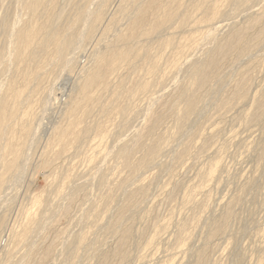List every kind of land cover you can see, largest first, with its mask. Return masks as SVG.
I'll return each instance as SVG.
<instances>
[{
  "label": "rangeland",
  "instance_id": "374dc122",
  "mask_svg": "<svg viewBox=\"0 0 264 264\" xmlns=\"http://www.w3.org/2000/svg\"><path fill=\"white\" fill-rule=\"evenodd\" d=\"M73 1L74 0H69V2L68 0H55L54 2L55 4L54 10L55 13H57L56 17L59 16V18L56 20L58 23L55 21V25L57 24L56 26L59 27L60 25L59 23L61 22L62 28L60 27V29L62 30L66 29L71 23L70 21H72V19L74 18L73 17L74 12H72L74 10ZM186 2L189 3V5L188 4L186 5L187 6L186 8L189 12V17L187 19L188 21H186L184 26L177 27L176 23H173L172 25H170L169 28L165 29L164 31L162 30V32L160 33H156L150 36L149 38H144L143 36L139 37L136 41H134L135 44L137 45L138 43V45L141 44L144 45L147 43V45H149L151 49L153 47H156L152 49V51L156 50L155 52L157 53V55L155 54L156 59L159 57L158 59H160V65L161 68L163 69L169 65L171 59H173L172 57H175L176 54L178 55L176 56L177 58H179V56L180 57L182 56V58L183 56H185V54L182 53L180 49L178 50L177 46H175L177 45L176 43H178L179 41L182 42L184 41V39L190 38L191 34L192 37L196 36L193 35L195 31H196L195 34H197L198 36L200 33L206 30L205 29L206 27L207 30L208 29L213 30V28L215 27L218 30L214 28L217 32L215 30L213 31H215V33L217 34L214 33L211 36V38L201 42V44L197 47V49L191 55L186 57L187 59L185 60L186 63L184 62L182 64L183 66L179 67V70L178 72H176V75L174 74L173 76H170L171 78L170 77L162 78L160 74H157L158 76L160 75L159 77L157 75L154 77L152 76V78L148 75L146 76L145 73L146 69L144 67L141 68L143 64L141 65L140 63L137 64L138 65L140 64L141 66L139 65L140 66L139 67L136 64V66L133 67V70L131 69V65L130 68L127 67L129 66L128 64L121 66L120 68L117 69L116 72H114L113 74H111V76L108 77V81H107L108 84L106 85L107 87L105 86L104 90L101 91L102 93L103 92L104 93L102 94L100 92L98 94L99 95L98 99L100 101L98 100L99 103L97 102L98 103L97 105L95 103L93 105L90 104L88 106L86 103H84V101L80 100V87L82 86L85 73L93 66L92 64L95 63L94 51L104 52L111 48H116L120 45L119 42L116 43L115 41L114 43L115 34L120 33L121 31L126 32V30L128 29L127 27L129 26L128 17H126V14H124V10H123L127 5V4L125 5L124 0L123 1L109 0V2L108 0H105L106 10H107L106 11L107 13L106 12L105 13L109 18L104 17L102 20L103 23H100L98 27L102 25L101 29L104 28L107 31L105 27L107 26L108 28L109 26L108 28L109 31L106 32L103 29L106 32L104 34V31H100V28H96L97 30H95L94 32L95 34L92 35L91 39H87V41L83 40L81 42L82 44L80 43L81 46L79 44V47L77 49H74L73 51L72 56L76 53L77 54L73 56L72 59L73 61L70 65L72 67L65 66L59 61H57L58 65L56 64V60H53L54 57L53 55H51L52 54L51 45L45 49L47 51L41 53L43 55L40 56L39 61L41 59L46 61V58L49 55L51 59L48 57L47 61L46 62L44 61L45 63L41 60L42 62H40V64L43 65L42 68H40L39 70V74L37 75L38 78L37 77L32 78L34 81H32L31 79V83L29 82L28 85L29 87L27 86V89L25 91V94L27 95L26 97L27 101H25L21 107V109L23 110L21 109L19 110L20 115L18 114L16 123L14 124L12 123V125L10 124L11 128L13 129L9 132L10 129L9 127L7 128V131L11 135H13L12 137L14 139V142H16L17 145L21 143L24 144V145H19L23 147V150L25 149L24 150L25 152H27L25 153L23 151V154H28L27 158L31 152L32 155L30 154L31 158L29 156L28 158L29 160L26 161V165H25L26 168L23 171L21 178H17L19 180H16L17 185L16 183H14L15 177L8 173L9 176L11 175L10 177H12V178L9 177L11 181L7 180L9 179L7 178L5 180V183H7L5 184L6 185L5 192L3 191L4 193H2V191H0V202H2L3 200H4L3 202H5L6 200V204L5 203L4 204L2 203L3 205L0 204V217H2V214L3 216L6 214L5 215L6 217L4 216L3 218L8 221L7 224L5 220V223L3 224V226L4 225L5 226L0 227L1 228L0 229L1 230L0 231V235H1L0 264H8V263L13 264V262L14 264H16L20 261V259L23 262L25 261L24 259H26L25 257H23V255L24 253L27 252L26 250H28L27 242L24 243V245L16 244L19 247H17L16 245L15 246L11 245L14 243L12 240H11L12 242H10V238H11L10 235H12L10 233H12L15 230V227L17 229V232L20 231L21 229H18V227L21 228L23 226V221L26 220L24 218H27L26 213L29 212H25V209L26 211L29 210L31 212L34 210L33 212L35 213V215H38V217H40L44 211H45L44 213L47 212L46 214L50 215L48 216L50 218L47 219V221L48 220L49 221L48 222L46 221L47 224L43 223V225L46 227L39 228L41 226V223L36 224L37 227L39 226L38 228L35 225H33L34 228L32 227L33 229L37 228L36 229L37 232L35 231L37 234L34 231H31L32 234L34 232L33 234L34 238H36L35 236H37L38 239L36 238V241H38L39 239L41 241L39 240L38 242H36L34 238H31L33 235L32 234H30L31 236L29 235V238H31L32 240L34 239V241L36 242L35 244V242L33 241L34 248L37 246L32 253L33 258L35 259V260L33 259V261L37 262L39 260H42L41 261L42 264H99L105 259L104 255H106L105 263L108 262L106 264H264V97H263L264 96L263 95L264 94V52H263L264 51V28H263L264 15H261L264 14V7H263L264 0H244V1L229 0L224 2L223 0L215 1V4L218 7L220 6L222 9L219 7V10L221 12L220 19L214 21L213 23H209L206 19H203L204 18L203 17L204 12L202 13L203 10L201 9L202 10L201 11L199 9L200 10L199 11L196 7H193L194 2L193 3L192 1H186ZM66 3L68 6L66 5ZM190 3L192 4V6H190L191 5ZM183 4H185V1L183 2ZM91 5L92 3L89 5V7ZM93 5L91 6V8L94 7ZM2 6H6V7H2ZM184 6L185 5H183V7ZM189 6L191 7V9L192 8L195 9L191 10ZM234 9L235 11L236 9L238 11L235 12ZM24 13H26V11L24 10V7H22V0L21 1L0 0V21L2 20L1 18L5 16L6 18L7 16L9 18L10 17L16 18L18 17V14L21 15L22 18H20L19 16L16 19L22 20L24 19L23 17L25 15ZM26 15L25 18H27ZM42 15L40 16V19L38 17L36 18L37 21L39 22L44 21L43 19H45L44 18L45 15L43 16ZM179 15H183V14H179ZM258 16L259 18L257 19ZM254 17L255 19H253ZM68 19L70 20L68 21ZM113 19L115 20L114 22ZM64 23L66 25H64ZM216 23L220 25L219 27L220 30L216 26L217 25ZM83 24H84L83 22L78 23L76 29L78 31H82L84 28ZM104 24L105 26H103ZM191 24L193 26H191ZM65 26L66 28H63ZM175 26L177 27V30L175 29L176 28ZM191 27L193 28V30ZM243 27L244 28L248 27V29L246 30V32H248L246 38L248 37L249 39L247 40L248 46H245V48L243 47L245 49L244 50L242 48L241 50L243 51L239 50L241 52H239L238 50L231 51L224 58L220 59V63L218 67L219 69L213 70L215 72L213 71L210 72L211 77L209 79V84L204 86L203 88H200L198 91L200 92L199 93L200 100L198 101L199 103H197L198 107L196 106L195 111L193 112L194 114L192 113L189 116L190 118L189 117L186 118V120H184V122L182 123L179 124L177 122L175 123L176 121L175 117L177 112L183 110L185 106L184 105L185 97L188 94H190L192 91L195 78L197 77L198 74V69L203 67L207 58L210 56L214 48H216L219 44L224 43L232 35L233 30ZM114 29L116 30L114 31ZM180 29H182V31ZM99 31L102 32L103 35L97 34L100 33ZM176 32H178V34ZM110 34L113 35L110 36ZM100 35H102L103 37ZM258 35L260 36V41L256 42V37ZM93 37L95 38L93 39ZM2 38L3 37L0 38L1 41L0 45H2L3 44L2 42L4 41V38L3 39ZM167 38L170 39L173 38V41L175 40V42L176 41L177 42L171 46L168 45L166 46L163 44L160 45V43H163V41H165V39ZM251 41L256 44L252 46L253 43H251ZM136 45H134V47L138 46ZM249 46L251 47L249 48ZM174 48L177 49L175 50ZM179 53H182V55ZM70 55L71 54H69V56ZM48 60L55 62V65L54 63ZM63 65L66 68L63 67ZM82 66L84 69L82 68ZM52 68L54 70H52ZM140 68L142 70H140ZM42 69L45 71H43ZM1 70L2 69H0V72L3 71ZM79 71L82 72L79 73ZM53 72L55 76L52 74ZM216 72H218L220 76L218 74L215 75ZM2 73L3 74L0 73V75L2 76V77L0 76V83L3 85V87H5L6 83L9 80L10 75H8L9 73L6 71H3ZM21 73H22L21 71H17L14 75L15 77L14 79H16L14 85L15 88H19V89L23 88ZM138 73L143 74L141 75L143 76V78L148 77L146 79H150L149 81L153 80L151 82V85L152 84L153 85L150 87L149 91H146V93L140 92L141 94L138 93L136 95L128 97V95H126L125 93V92L128 93V90H131L130 88L131 86L128 85L134 84L132 86L134 87L137 86L139 80H143L141 79V76L138 77L139 76ZM72 78L74 79V81ZM145 78L144 80H146ZM6 79L7 82H5ZM38 80L40 82H38ZM121 80L124 82V84H126L124 85L123 92L125 90L126 91L124 93L123 92L121 93V95L123 94L124 96L123 95L120 96L119 99L120 105L125 106L127 110L124 115L119 114L113 107V103L111 105L110 102V98L112 96L111 93L115 90V88L116 89L118 88V86L116 87V85L118 84L117 82ZM3 81L5 83H3ZM155 81H157V84H155ZM158 81L159 82L162 81L163 82L161 83L162 85L159 84ZM241 82H245L246 85H244L243 89L241 90L242 93L238 94L237 91ZM18 84H20V86ZM158 85H161L162 87ZM159 88H161V90ZM47 91L50 93V95ZM159 93L160 94L162 93V95L161 96L158 95ZM201 93L203 95H201ZM154 95L156 97H151ZM157 96L160 97L157 98ZM73 97L76 100H73ZM140 98L142 99L140 100ZM127 99L130 101H127ZM53 100L58 104L53 103L54 102ZM162 100L165 102L164 104ZM44 101L47 103L43 104ZM74 102H77L76 105ZM150 102L153 103L152 107L149 106L151 104ZM171 103L172 104L174 103L173 104L174 106H172ZM258 103H260V105H258ZM28 104L29 106H27ZM106 104L108 107L111 106L110 107L111 109L109 108L107 113H102L100 108ZM169 105L172 107L169 108ZM86 107H89L90 112L88 115L81 117L82 114L80 113L83 112L84 110L80 111V109L82 108L86 109ZM147 107H151L150 111L153 109L154 113H156V109H158L157 113L160 112L161 115V119L159 120L160 123L158 121L159 124L156 123L154 129V131L157 130V132L153 131L152 134L151 132L150 133L143 132L144 131L143 125L144 123L147 122H145V118H143L144 116H142L141 114H143V110L145 111ZM162 107L164 109H162ZM44 108H46L47 110ZM25 110L27 111V114ZM41 110L42 111L44 110L45 112L44 111L42 112ZM161 112L162 113L164 112V114L162 115ZM34 114H35L34 116L35 118L33 117ZM77 114H79L80 116H78ZM76 116L80 117V119L82 118L81 119L82 124H79V127H83L86 125L92 128L88 132L85 141L83 140L82 143L79 144V147L78 145L72 146V144H69V142L66 143L65 146L66 148L64 149L67 155L64 153V155H62L60 158L56 160V158H53L55 154L54 151H56V149H58L62 145L63 141L58 134L57 136H55L56 134L55 126L57 127V129L58 127L63 128L64 126H66V124L69 121L75 120ZM19 117H22V119H20ZM32 118L34 119V121ZM19 119L21 120V124L18 123ZM112 119L116 123H114ZM22 123L29 127L31 126V128H35V130L38 132L35 131L34 132V134L36 133L35 135L33 134V136H27L23 138L22 131L20 129L21 126L23 125ZM93 123L95 125L97 123H100L102 125L101 129L103 131L101 133L96 131L94 129L95 125H93ZM39 125L42 126L38 128ZM108 125L112 127L110 128ZM106 126H108L110 129L108 127L106 128ZM107 129L111 130L112 132L107 131ZM177 130L180 131L178 132ZM51 131L53 134H51ZM113 132L115 134H113ZM138 132L139 133L141 132L143 136L142 134L140 135L139 144L138 143L134 144L133 140H136L134 139L135 138L134 136L137 135ZM100 138H102L103 140ZM154 140L158 142L160 141V143H162V147L160 148L161 150H159L158 154L154 155L155 157L154 156L151 157L152 160L151 159L148 160L149 164H147V166L145 167L142 166L143 168L140 169L141 170L140 174H137L135 177V174L132 173L130 169L123 163L122 158L120 156L125 151L132 150L131 148H134L136 149V151L134 149L132 150L134 153L131 152L130 158H132L131 160L134 162L137 161L139 162L140 160H142L143 158L142 156H144L146 152L145 150L147 149L149 144L152 145L154 143H158ZM32 142L34 143V145ZM98 142L101 143L99 146L96 145V143ZM132 144L134 146L135 145L137 146L133 147ZM28 146L29 147L31 146L30 149L33 151H29ZM91 146L94 149L93 152L94 156L98 155V151L104 152L107 150L109 151L110 157L108 155L106 161L102 163L99 162L100 171L98 170L99 173L97 171L98 175L96 173L94 179H92L91 181L89 180L90 182L89 183L87 182L88 181L87 179H89L90 175L94 173L95 171L94 168L98 166V161H99L96 160L95 163L87 162L90 161L89 159L92 156L91 153L93 149L90 148ZM104 147H107L106 150H104ZM96 148H98V151ZM84 149L88 152H86ZM111 150L114 152H111ZM141 151L143 154L141 153ZM182 151L183 154H181L180 156V152ZM6 156L8 157V155ZM48 158L49 160L51 159V162L53 160V164L50 163L53 166V169L52 166L48 168L47 166H45L44 160L47 161ZM41 163H44V165ZM92 164L94 165V167ZM149 166H151V168ZM85 168H87L88 170L86 169L85 171ZM69 178L71 180L68 183ZM81 180L84 181H82L81 183ZM6 181H10V182H6ZM77 181L78 184L80 182L81 183L80 185H83L84 188L79 185L78 188H81L79 190L78 188H75L78 185L75 186L72 185L75 184ZM85 181L87 182V184ZM142 181L143 183L141 184ZM11 182H13L14 184H12ZM66 183L68 184L66 185L67 187L71 186V189L69 187L70 190H67L68 188L64 186ZM9 184L11 186L13 185L12 188H9L11 187ZM18 184L21 185V187ZM5 185L3 184L0 190H3L5 188ZM59 185L63 187L62 190L63 193H61V195L58 197L59 194L57 195V191H58L57 187L59 189H62V187ZM136 186H141L142 188L133 194L129 192L133 190V188ZM64 187L66 188V190H64ZM73 188L75 189V191L76 189L78 191L77 193H75L76 195L72 196L71 194L74 192ZM65 193L71 195L72 197V198L70 197L71 200ZM105 193L107 196L105 195ZM110 193L111 195H113L112 198ZM137 194L138 196H135ZM12 195H13L12 200H9L7 202V198L10 199ZM1 196L3 197L1 198ZM61 196L64 199L66 196L68 198L66 197L67 200L66 199L64 200L63 198L59 199L61 198ZM107 197H109L108 199L110 203H107L106 200L105 201L103 200L104 198L106 199ZM35 198H39V199L36 200ZM43 198L45 199L44 201ZM111 199L114 200L111 201ZM56 200L61 201V205H59L61 206L59 207L60 210L63 209L65 206H67L66 207L67 209H65L66 212L62 210L60 212V210L57 209ZM68 200L70 201V203H67L65 205L63 204L64 207H62L63 206L62 203L64 202L66 203ZM32 201L34 203L37 201L39 206L36 205L37 203H35L36 205L35 206ZM53 201L55 203H53ZM59 201L58 203H60ZM122 204H124L125 206ZM27 206H29L30 209ZM91 206H93L92 208L95 207L97 209L96 212L92 210ZM119 206L125 207L123 213L120 214V217L117 215L119 211L118 209H120ZM45 207L49 208V210ZM52 207L53 209H51ZM52 210L55 213H53ZM50 211L52 212L51 214ZM116 219L118 220L116 221ZM112 222L114 223L115 226L110 225L113 224ZM21 223L22 225L20 226ZM94 224H96L95 225L96 228ZM2 227L4 229H2ZM111 227L115 228L114 229L115 232L112 233L109 232V229L110 230L113 229ZM125 228H128L129 236L128 239L125 241V244L119 246L121 242V234H122L121 232L124 231ZM62 229L64 231H62ZM215 229L217 231L213 233ZM7 231L10 235L7 234ZM82 233L85 234V238L87 239V241L81 247L80 245H78L75 239L77 238V236H79ZM73 241L75 244L73 243ZM49 243L53 245L52 247L53 250H51L49 254L46 255L44 252L46 251L45 249L49 245ZM118 246L121 248L123 253L125 252L124 259H121V257L116 254V251L120 249V248L118 249ZM16 248H18V250ZM12 249H16V250L13 251ZM8 251L10 252L13 251V252L10 253ZM22 252L23 255H21ZM43 254L45 255V258ZM7 257L10 260H8ZM14 257L16 258V260ZM19 257L20 259H18ZM22 261H20V263Z\"/></svg>",
  "mask_w": 264,
  "mask_h": 264
},
{
  "label": "bare ground",
  "instance_id": "6f19581e",
  "mask_svg": "<svg viewBox=\"0 0 264 264\" xmlns=\"http://www.w3.org/2000/svg\"><path fill=\"white\" fill-rule=\"evenodd\" d=\"M4 1V0H3ZM6 1V0H5ZM19 1H21V0H19ZM123 1V0H122ZM185 1V4H183V2ZM186 1H192V3L194 2V5H193V7H196L198 10L200 9H202L201 11H202V13L204 12V18L203 19H206L209 23H213L214 21H216V20H219L220 19V17H221V12H220V10H219V7L215 4V1H218V0H124V3H125V8L123 9L124 10V14H126V17H128V20H129V26L127 27L128 29L126 30V32H123V31H121L120 33H116L115 34V40H114V43H115V41H116V43L117 42H119L120 43V45L118 46V47H116L115 45V47L116 48H111V49H109V50H107V51H104V52H102L101 50V52H99V51H94V50H92V51H94V53H95V63L94 64H92L93 66L90 68V66H89V70H87V72L85 73V75H84V78H83V82H82V86L80 87V100H82V101H84V103H86L88 106L91 104V105H93V104H95L96 103V105L99 103L98 102V94L102 91V90H104V88H105V86L108 84L107 83V81H108V77L109 76H111V74H113L114 72H116L117 71V69L118 68H120L121 66H123V65H129V66H127V67H129L130 68V65H131V69L133 70V67L134 66H136V64L137 63H140L139 65L141 66V68H145L146 69V76L148 75V76H150L151 78H152V76L154 77V76H156L157 74H160L161 75V77L163 78V77H170V76H173L174 74L176 75V72H178V70H179V67L180 66H183L182 64L185 62L186 63V61L185 60H187L186 59V57L187 56H189V55H191L196 49H197V47L201 44V42H203V41H205V40H208L209 38H211V36L215 33V31L216 30H218V29H216L215 27V29L213 28V30H215V31H213L212 29L210 30V29H208L207 30V27L205 28L206 30L204 31V32H202V33H200L198 36H197V34H195V32H194V34L193 35H196V36H193L192 37V34H191V37L190 38H188V39H184V41H182V42H178V43H176L175 42V40L173 41V38L172 39H170V38H167V39H165V41H163V43H160V45H168V46H171V45H174L175 43L177 44V45H175V46H177V48H178V50L180 49V51L182 52V53H184L185 54V56H183V58H182V56L180 57L179 56V58H177L176 56H178L177 54L175 55V57H172L173 59H171V61H170V63H169V65L167 66V67H165V68H161V65H160V59H156V56H155V54L157 55V53H155L156 52V50L155 51H152V49H154V48H156V47H153L152 49H151V47L149 46V45H147V43L146 44H144V45H138V43H137V45L135 44V42L134 41H136L139 37H141V36H143L144 38H149L150 36H152V35H154V34H156V33H160V32H162V30L164 31L165 29H167V28H169L170 27V25H172L173 23H176V26L177 27H182V26H184V24L186 23V21H188L187 19H188V17H189V12H188V10H187V4L189 5V3H187ZM224 1H229V0H223V2ZM239 1H244V0H239ZM54 2H55V0H22V7H24V10L26 11V13H24L25 15H26V17L27 18H25V15L23 16L24 17V19H16V18H18L19 16H20V18H22V16L21 15H19L18 14V17H8L7 16V18H6V16L5 17H3V18H1L2 20L0 21L1 23H0V34H2V35H0V38L1 37H3L4 38V41L1 43L2 45H0V69H2L3 71H6V72H8L7 74L8 75H10V77H9V80H8V82H7V79H6V81L5 82H7L6 83V86L5 87H3V85L0 83V169H2V170H0V188L3 186V184L5 185V184H7V183H5V180L7 179V178H9L11 175L12 176H14L13 178H14V183H16V185H17V182H16V180H19V179H17V178H21V176H22V173H23V171L25 170V165H26V161L27 160H29L28 158H29V156H30V158H31V155H32V152L29 154V156H28V158H27V155L28 154H23V151L25 150H23V147H21V146H19V145H24V144H16V142H14V139H13V135H11L9 132L13 129V128H11V126H10V124L12 125V123L14 124V123H16V121H17V118H18V114H19V110L21 109V107H22V105H23V103L25 102V101H27L26 100V97H27V95L25 94V91H26V89H27V86L29 85V82L31 83V79L32 78H35V77H37L38 78V74H39V70H40V68H42V65L40 64V62H44L45 60H40L39 61V59H40V56L41 55H43V54H41L42 52L44 53V51H47V50H45L48 46H52V54L51 55H53V60H56V64H57V61H59V62H61L62 64H64L65 66H70L71 65V63H72V59H73V56L74 55H76V54H74L73 56H72V54H73V51H74V49H77L78 47H79V44L83 41V40H86L87 41V39H91V37H92V35L93 34H95L94 32H95V30H97L96 28H100V31H104L105 29L104 28H102L101 29V26L102 25H100V27H98V25L100 24V23H103L102 22V20H103V18L104 17H107V15H106V5H105V0H74L73 1V7H74V10L72 11V12H74V15H73V19H72V21H70L71 23L69 24V26L66 28V26L65 27H63V28H66V29H64V30H62V29H60V27H61V22L59 23L60 25H59V27L58 26H56L55 25V21L59 18V16H57L56 17V14L57 13H55V10H54ZM68 2H69V0H68ZM108 2H109V0H108ZM13 3V2H12ZM15 3H16V1H15ZM60 3H61V1H60ZM92 3V5L94 6L93 8H91V6L89 7V5ZM231 3V2H230ZM229 3V4H230ZM2 4V3H1ZM62 4H63V2H62ZM70 4V3H69ZM113 4V3H112ZM119 4H120V2H119ZM191 4V3H190ZM218 4V3H217ZM9 5V4H8ZM66 5H67V3H66ZM110 5V4H109ZM183 5H185L184 7H183ZM234 5V4H233ZM68 6V5H67ZM190 6H192V4L190 5ZM189 6V7H190ZM263 6V5H262ZM2 7H6V6H2ZM60 7H61V5H60ZM72 7V6H71ZM188 7V8H189ZM229 7V6H228ZM228 7H226V8H228ZM264 7V6H263ZM63 8H64V6H63ZM91 8V9H90ZM109 8V7H108ZM221 8V7H220ZM232 8V7H231ZM251 8V7H250ZM70 9V8H69ZM190 9H191V7H190ZM193 9H195V8H192L191 10H193ZM196 9V10H197ZM222 9V8H221ZM225 9V8H224ZM115 10V9H114ZM118 10V9H117ZM122 10V9H121ZM199 10V11H200ZM226 10V9H225ZM59 11V10H58ZM61 11V10H60ZM222 11V10H221ZM232 11H233V9H232ZM231 11V12H232ZM234 11H235V9H234ZM236 11H238L237 9H236ZM235 11V12H236ZM20 12H22V11H20ZM63 12V11H62ZM66 12V11H65ZM106 12V13H105ZM114 12V11H113ZM119 12V11H118ZM181 12V13H180ZM225 12V11H224ZM15 13V12H14ZM61 13V12H60ZM230 13V12H229ZM8 14H9V12H8ZM17 14V13H16ZM20 14H23V13H20ZM45 15V19H43L44 21L43 22H39V21H37V17L40 19V16L41 15ZM68 14V13H67ZM117 14V13H116ZM116 14H114V15H116ZM179 14H183V15H179ZM42 15V16H43ZM59 15V14H58ZM244 15V14H243ZM256 15V14H255ZM261 15H264V14H261ZM11 16V15H10ZM13 16H15V15H13ZM17 16V15H16ZM67 16V15H66ZM181 16V17H180ZM65 17V16H64ZM116 17V16H115ZM120 17V16H119ZM68 18H70V17H68ZM107 18H109V17H107ZM117 18V17H116ZM259 18V16L257 17V19ZM261 18V17H260ZM10 19V20H9ZM35 19H36V21H35ZM38 19V20H39ZM119 19V18H118ZM121 19V18H120ZM126 19V18H125ZM253 19H255V17L253 18ZM62 20V19H61ZM67 20V19H66ZM70 19H68V21H69ZM107 20V19H106ZM105 20V21H106ZM110 20V19H109ZM42 21V20H41ZM67 21V22H68ZM115 20L113 19V22H114ZM206 21V22H207ZM258 21V20H257ZM264 21V20H263ZM57 22V21H56ZM64 22V21H63ZM80 22H83L84 24H83V26H84V28H83V30L82 31H78L77 29H76V27H77V25H78V23H80ZM123 22V21H122ZM205 22V23H206ZM58 23V22H57ZM106 23V22H105ZM200 23V22H199ZM204 23V24H205ZM218 23V22H217ZM216 23V24H217ZM246 23V22H245ZM249 23V22H248ZM111 24H113V23H111ZM119 24V23H118ZM124 24V23H123ZM194 24V23H193ZM215 24V25H216ZM63 25V24H62ZM64 25H66L65 23H64ZM67 25H68V23H67ZM114 25H115V23H114ZM127 25V24H126ZM188 25V24H187ZM186 25V26H187ZM262 25V24H261ZM263 25H264V22H263ZM262 25V26H263ZM83 26H81V27H83ZM103 26H105V24L103 25ZM174 26V25H173ZM175 26V27H176ZM191 26H193L192 24H191ZM218 28L220 27V25H216ZM254 26V25H253ZM177 27L175 28L176 30H177ZM196 27V26H195ZM198 27V26H197ZM204 27V26H203ZM211 27H213V26H211ZM62 28V27H61ZM106 29H107V31H109L108 30V28H109V26H108V28H107V26L105 27ZM172 28V27H171ZM174 28V27H173ZM184 28V27H183ZM192 28V27H191ZM251 28V27H250ZM264 28V27H263ZM104 29V30H103ZM248 29V27L247 28H237V29H235V30H233V33H232V35L224 42V43H222V44H219L216 48H214V50L212 51V53L210 54V56L207 58V60H206V62H205V64L203 65V67L202 68H199L198 69V74H197V77L195 78V82H194V84H193V87H192V91H191V93L190 94H188L186 97H185V106H184V108H183V110H180V112H177V114H176V121H175V123L177 122L178 124L179 123H182V122H184V120H186V118H188L194 111H195V108H196V106L198 105L197 103H199L198 101L200 100V95H199V93L200 92H198L199 91V89L200 88H203L204 86H206V85H208L209 84V79H210V72L211 71H213V70H217V69H219L218 67H219V63H220V59H222V58H224L228 53H230L231 51H234V50H241L243 47L245 48V46H248L247 45V40H249L248 39V37L246 38V36H247V33L248 32H246V30ZM116 29H114V31H115ZM181 31H182V29H180ZM192 30H193V28H192ZM201 30V29H200ZM219 30H220V28H219ZM250 30V29H249ZM99 31V32H100ZM106 31V30H105ZM104 31V34L107 32H105ZM170 31V30H169ZM173 31V30H172ZM98 32V31H97ZM96 32V33H97ZM112 32H113V30H112ZM217 32V31H216ZM177 34H178V32H176ZM189 33V32H188ZM220 33V32H219ZM97 34H102L103 35V33L102 32H100V33H97ZM215 34H217V33H215ZM253 34V33H252ZM254 34H255V32H254ZM102 35H100V36H102ZM113 35V34H112ZM111 34H110V36H112ZM109 36V37H110ZM176 36V35H175ZM215 36V35H214ZM96 37V36H95ZM95 37H93V39L95 38ZM103 37V36H102ZM154 37V36H153ZM173 37V36H172ZM188 37V36H187ZM186 37V38H187ZM2 38V39H3ZM184 38V37H183ZM221 38V37H220ZM102 39V38H101ZM107 39H109V38H107ZM175 39V38H174ZM253 39H254V37H253ZM103 40V39H102ZM111 40V39H110ZM177 40V39H176ZM180 40H182V39H180ZM250 40H251V38H250ZM259 42L260 41V36L258 35L257 37H256V42ZM1 42V41H0ZM109 42V41H108ZM111 42V41H110ZM113 42V41H112ZM158 42V41H157ZM250 42V41H249ZM248 42V43H249ZM255 42V41H254ZM107 43V42H106ZM251 43H253L252 41H251ZM82 44V43H81ZM81 44H80V46H81ZM85 44V43H84ZM104 44V43H103ZM136 45L137 47H134V45ZM256 43H253L252 44V46L253 45H255ZM93 45V44H92ZM96 45V44H95ZM109 45V44H108ZM259 45V44H258ZM86 46V45H85ZM106 46V45H105ZM152 46H153V44H152ZM96 47V46H95ZM99 47V46H98ZM108 47V46H107ZM157 47H159V46H157ZM251 46H249V48H250ZM176 48V49H177ZM243 48V49H244ZM94 49V48H93ZM96 49H98V48H96ZM159 49H161V48H159ZM175 49V48H174ZM175 49V50H176ZM177 50V51H178ZM203 50V49H202ZM245 50V49H244ZM247 50H250V49H247ZM241 51H243V50H241ZM241 51H239V52H241ZM253 51V50H252ZM251 51V52H252ZM49 52V51H48ZM48 52H47V54H48ZM78 52V51H77ZM89 52V51H88ZM91 52V51H90ZM174 52V51H173ZM248 52V51H247ZM264 52V51H263ZM92 53V52H91ZM182 53H179V54H181L182 55ZM199 53V52H198ZM246 53V52H245ZM46 54V55H47ZM69 54H71L70 56H69ZM93 54V53H92ZM171 54V53H170ZM173 54V53H172ZM183 54V55H184ZM45 55V56H46ZM89 55V54H88ZM174 55V54H173ZM172 56V55H171ZM170 56V57H171ZM234 56V55H233ZM50 58V55L49 56H47V58ZM52 57V56H51ZM47 58H46V61H47ZM237 58V57H236ZM44 59V58H43ZM51 59V58H50ZM94 59V58H93ZM229 59V58H228ZM75 60V59H74ZM240 60V59H239ZM45 61V62H46ZM48 61H50V60H48ZM232 61V60H231ZM44 62V63H45ZM50 62H52V61H50ZM223 62V61H222ZM235 62V61H234ZM258 62V61H257ZM52 63H54V65H55V62H52ZM164 63H166V62H164ZM51 64V63H50ZM62 64H60V65H62ZM75 64V63H74ZM73 64V65H74ZM83 64V63H82ZM87 64V63H86ZM166 64H168V63H166ZM58 65V64H57ZM59 65V66H60ZM63 65V67H65ZM138 64H137V66H139ZM145 65H146V67H145ZM163 65V64H162ZM165 65V64H164ZM139 66V67H140ZM50 67V66H49ZM53 67V66H52ZM70 67H72V66H70ZM76 67V66H75ZM57 68V67H56ZM62 68V67H61ZM66 68V67H65ZM82 68H83V66H82ZM87 68V67H86ZM140 68V70H142ZM46 69V68H45ZM48 69H50V68H48ZM84 69V68H83ZM122 69V68H121ZM121 69H119V70H121ZM135 69V68H134ZM138 69V68H137ZM136 69V70H137ZM1 70V71H2ZM43 70V69H42ZM52 70H54L53 68H52ZM63 70V69H62ZM78 70H80V69H78ZM127 70V69H126ZM130 70V69H129ZM2 71V72H3ZM17 71H21L22 73V83H23V88L22 89H19V88H15L14 87V85H15V80L16 79H14L15 77H14V75H15V73L17 72ZM43 71H45V70H43ZM64 71V70H63ZM131 71V70H130ZM221 71V70H220ZM2 72H0L1 74H3ZM50 72V71H49ZM73 72V71H72ZM76 72V71H75ZM80 72H82V71H79V73ZM127 72V71H126ZM132 72H134V71H132ZM138 72V71H137ZM143 72V71H142ZM213 72H215V71H213ZM247 72V71H246ZM20 73V72H19ZM19 73H18V75H19ZM40 73H41V71H40ZM67 73V72H66ZM70 73V72H69ZM118 73H119V71H118ZM128 73V72H127ZM139 73H140V71H139ZM138 73V77H140L141 75H143V74H139ZM45 74H46V72H45ZM53 75H54V72L52 73ZM76 74V73H75ZM212 74V73H211ZM218 74V72H216V74L215 75H217ZM42 75V74H41ZM83 75V74H82ZM121 75V74H120ZM135 75V74H134ZM145 75V74H144ZM159 75V76H160ZM219 76H220V74H218ZM1 76V75H0ZM6 76V75H5ZM4 76V77H5ZM55 76V75H54ZM58 76V75H57ZM127 76V75H126ZM158 76V75H157ZM158 76V77H159ZM222 76V75H221ZM247 76V75H246ZM249 76V75H248ZM2 77V76H1ZM20 77V78H21ZM42 77V76H41ZM83 77V76H82ZM118 77V76H117ZM121 77V76H120ZM131 77V76H130ZM160 77V78H161ZM214 77V76H213ZM217 77V76H216ZM215 77V78H216ZM8 78V77H7ZM37 78H36V80H37ZM45 78V77H44ZM114 78V77H113ZM116 78V77H115ZM145 78V77H144ZM144 78H143V76H141V79H143V80H139V82L137 83V86H134V87H132L133 85L131 84V85H128V86H131L130 88H131V90H128V93L127 92H125L126 93V95H128V97L129 96H133V95H136V94H141L140 92H145L146 93V91H149L150 90V87L153 85H151V82L153 81H149L150 79H146V78H148V77H146L145 79L146 80H144ZM171 78V77H170ZM173 78V77H172ZM219 78V77H218ZM247 78V77H246ZM73 79V78H72ZM81 79V78H80ZM110 79V78H109ZM118 79V78H117ZM120 79V78H119ZM137 79V78H136ZM154 79V78H153ZM166 79V78H165ZM164 79V80H165ZM223 79V78H222ZM40 80V79H39ZM38 80V82H40ZM161 80V79H160ZM163 80V79H162ZM214 80V79H213ZM212 80V81H213ZM251 80V79H250ZM3 81V83H5ZM32 81H34L33 79H32ZM42 81V80H41ZM46 81H47V79H46ZM45 81V82H46ZM49 81V80H48ZM73 81H74V79H73ZM113 81V80H112ZM115 81V80H114ZM116 81H118V80H116ZM128 81V80H127ZM130 81V80H129ZM134 81V80H133ZM211 81V82H212ZM239 81V80H238ZM2 82V81H1ZM21 82V81H20ZM159 82V81H158ZM248 82V81H247ZM21 83V84H22ZM48 83V82H47ZM118 84L116 85V87L118 86V88L116 89L115 88V90L111 93L112 94V96H111V98H110V102H111V105H112V103H113V107L115 108V110L119 113V114H121V115H124L125 114V112L127 111L126 110V107L125 106H123V105H120V103H119V99H120V96H122L121 95V93L123 92V88H124V85H126V84H124V82L121 80V81H119V82H117ZM161 83H163L162 81L161 82H159V84H161ZM33 84V83H32ZM36 84V83H35ZM55 84V83H54ZM155 84H157V81H155ZM154 84V85H155ZM5 85V84H4ZM19 86H20V84H18ZM45 85V84H44ZM162 85V84H161ZM161 85H158V86H161ZM244 85H246L245 84V82H241L240 83V85H239V87H238V91H237V93L239 94H241L242 93V89H243V87H244ZM22 86V85H21ZM55 86V85H54ZM115 86V85H114ZM29 87V86H28ZM32 87V86H31ZM40 87V86H39ZM50 87V86H49ZM107 87V86H106ZM109 87V86H108ZM162 87V86H161ZM167 87V86H166ZM235 87V86H234ZM34 88V87H33ZM103 88V89H102ZM129 88V87H128ZM41 89V88H40ZM110 89V88H109ZM114 89V88H113ZM112 89V90H113ZM127 89V88H126ZM160 90H161V88H159ZM158 89V90H159ZM166 89V88H165ZM34 90V89H33ZM44 90V89H43ZM70 90H72V89H70ZM107 90V89H106ZM234 90H235V88H234ZM39 91V90H38ZM78 91V90H77ZM27 92H28V90H27ZM40 92V91H39ZM48 92V91H47ZM123 92V93H124ZM155 92V91H154ZM244 92V91H243ZM49 93V92H48ZM47 93V94H48ZM78 93V92H77ZM102 93V92H101ZM104 93V92H103ZM102 93V94H103ZM106 93V92H105ZM34 94V93H33ZM38 94V93H37ZM107 94V93H106ZM144 94V93H143ZM152 94V93H151ZM170 94V93H169ZM177 94V93H176ZM180 94V93H179ZM49 95H50V93H49ZM67 95V94H66ZM146 95V94H145ZM157 95V94H156ZM158 95H162V93L160 94H158ZM185 95H186V93H185ZM201 95H203L202 93H201ZM264 95V94H263ZM36 96V95H35ZM34 96V97H35ZM41 96V95H40ZM44 96V95H43ZM42 96V97H43ZM48 96V95H47ZM54 96V95H53ZM77 96V95H76ZM103 96V95H102ZM108 96V95H107ZM124 96V95H123ZM141 96V95H140ZM159 96V97H160ZM174 96V95H173ZM238 96V95H237ZM242 96V95H241ZM64 97V96H63ZM101 97V96H100ZM151 97H156L155 95L154 96H151ZM158 96H157V98H159ZM201 97H203V96H201ZM228 97V96H227ZM264 97V96H263ZM263 97H261V98H263ZM49 98V97H48ZM56 98V97H55ZM61 98V97H60ZM109 98V97H108ZM150 98V97H149ZM233 98V97H232ZM34 99V98H33ZM38 99V98H37ZM101 99V98H100ZM142 98H140V100H141ZM155 99V98H154ZM162 99V98H161ZM173 99V98H172ZM201 99H203V98H201ZM46 100H47V98H46ZM61 100V99H60ZM72 100V99H71ZM70 100V101H71ZM73 100H76V99H74V97H73ZM231 100V99H230ZM259 100V99H258ZM42 101V100H41ZM54 101V100H53ZM58 101V100H57ZM63 101V100H62ZM100 101V100H99ZM125 101H126V99H125ZM127 101H130V100H128L127 99ZM149 101V100H148ZM159 101V100H158ZM163 101V100H162ZM167 101V100H166ZM37 102V101H36ZM73 102V101H72ZM78 102V101H77ZM77 102H74L75 103V105H76V103ZM98 102V103H97ZM109 102V101H108ZM153 102V101H152ZM154 102H155V100H154ZM173 102V101H172ZM229 102H231V101H229ZM256 102V101H255ZM41 103V102H40ZM45 103H47V102H45L44 101V103L43 104H45ZM49 103V102H48ZM53 103H56L55 101L53 102ZM62 103V102H61ZM151 103V102H150ZM149 103V104H150ZM159 103V102H158ZM162 103V102H161ZM165 102L163 101V104H164ZM224 103V102H223ZM226 103V102H225ZM237 103V102H236ZM27 104V103H26ZM32 104H33V102H32ZM35 104V103H34ZM39 104V103H38ZM51 104V103H50ZM56 104H58V103H56ZM69 104H72V103H69ZM128 104V103H127ZM174 104V103H173ZM172 103H171V105L172 106H174ZM254 104V103H253ZM252 104V105H253ZM257 104V103H256ZM61 105V104H60ZM83 105V104H82ZM147 105V104H146ZM152 105H153V103H151L149 106H151L152 107ZM156 105H158V104H156ZM160 105H162V104H160ZM226 105V104H225ZM258 105H260V103H258ZM257 105V106H258ZM27 106H29V104L27 105ZM44 106V105H43ZM139 106V105H138ZM144 106V105H143ZM148 106V105H147ZM172 106H170L169 105V108H171ZM256 106V105H255ZM41 107V106H40ZM83 107H85V106H83ZM111 107V106H110ZM110 107H108L107 106V104L106 105H103L100 109H101V112L102 113H107L108 112V110H109V108ZM151 107H147L146 108V110L144 111L143 110V114H141L142 116H144L143 118H145V122H147V123H144V125H143V132H145V133H150L151 132V134L153 133V131H154V129H155V126H156V123H158V121L161 119V115H160V112L159 113H157V110L158 109H156V113H154L153 112V109L150 111V108ZM161 107V106H160ZM159 107V108H160ZM198 107V106H197ZM259 107V106H258ZM29 108V107H28ZM49 108V107H48ZM62 108V107H61ZM79 108V107H78ZM96 108V107H95ZM113 108V109H114ZM127 108H128V106H127ZM136 108V107H135ZM138 108V107H137ZM143 108V107H142ZM157 108V107H156ZM255 108V107H254ZM257 108V107H256ZM33 109V108H32ZM44 109H46V108H44ZM69 109V108H68ZM111 109V108H110ZM162 109H164L163 107H162ZM182 109V108H181ZM21 110H23V109H21ZM47 110V109H46ZM72 110V109H71ZM82 110H84L83 112H81L80 114H82V116L81 117H84V116H86V115H88L89 114V112H90V110H89V107H86V109H80V111H82ZM94 110V109H93ZM170 110V109H169ZM176 110V109H175ZM210 110V109H209ZM226 110V109H225ZM26 111V110H25ZM31 111V110H30ZM42 111V110H41ZM44 111V110H43ZM42 111V112H43ZM100 111V110H99ZM167 111H168V109H167ZM252 111V110H251ZM24 112V111H23ZM45 112V111H44ZM48 112V111H47ZM52 112H54V111H52ZM59 112V111H58ZM71 112V111H70ZM117 112H116V114H117ZM166 112V111H165ZM217 112V111H216ZM228 112V111H227ZM41 113V112H40ZM162 113V112H161ZM224 113H225V111H224ZM26 114H27V111H26ZM25 114V115H26ZM30 114V113H29ZM33 114V113H32ZM36 114V113H35ZM35 114L33 115V117L35 116ZM39 114V113H38ZM37 114V115H38ZM42 114V113H41ZM40 114V115H41ZM76 114V113H75ZM75 114H73V115H75ZM112 114V113H111ZM135 114V113H134ZM164 114V112L162 113V115ZM194 114V113H193ZM217 114V113H216ZM20 115V114H19ZM73 115H72V117H73ZM78 116H80L79 114H77ZM30 116V115H29ZM78 116H76V118H75V120H72V121H69L67 124H66V126H64L63 128L62 127H58V129H57V127L55 126V128H56V130H55V136H57V134L59 135V137L62 139V141H63V143H62V141H61V143H62V145L58 148V149H56V147H57V145H56V147H55V149H56V151H54L55 152V154H54V157L53 158H56V160L58 159V158H60L62 155H64V153L66 154V152H65V149L64 148H66L65 146H66V143H68L69 142V144H72V146H74V145H78V147H79V144L80 143H82V141L84 140L85 141V139H86V136L88 135V132L91 130V128L92 127H90V126H83V127H79V124H82L81 123V119H80V117H78ZM93 116V115H92ZM120 116V115H119ZM174 116H175V114H174ZM174 116H173V118H174ZM221 116V115H220ZM26 117H28V116H26ZM32 117V116H31ZM61 117V116H60ZM98 117V116H97ZM96 117V118H97ZM108 117V116H107ZM162 117H165V116H162ZM198 117V116H197ZM218 117H219V115H218ZM20 119H22V117H19ZM24 118H25V116H24ZM35 118V117H34ZM38 118V117H37ZM44 118V117H43ZM57 118H59V117H57ZM70 118V117H69ZM68 118V119H69ZM86 118V117H85ZM85 118H84V120H85ZM92 118V117H91ZM118 118V117H117ZM126 118V117H125ZM190 118V117H189ZM19 119V122L18 123H20L21 124V120ZM33 119V118H32ZM50 119V118H49ZM72 119V118H71ZM136 119V118H135ZM149 119V120H148ZM30 120V119H29ZM113 120V119H112ZM127 120V119H126ZM146 120H148V121H146ZM197 120V119H196ZM33 121H34V119H33ZM41 121V120H40ZM43 121V120H42ZM63 121V120H62ZM83 121V120H82ZM89 121V120H88ZM103 121V120H102ZM119 121V120H118ZM104 122H107V121H104ZM109 122V121H108ZM113 122H114V120H113ZM127 122V121H126ZM137 122V121H136ZM29 123V122H28ZM38 123H39V121H38ZM44 123V122H43ZM88 123V122H87ZM110 123H112V122H110ZM114 123H116V122H114ZM128 123V122H127ZM159 123H160V121H159ZM158 123V124H159ZM23 124V123H22ZM36 124V123H35ZM52 124V123H51ZM60 124H62V123H60ZM90 124V123H89ZM104 124V123H103ZM106 124V123H105ZM123 124V123H122ZM185 124H186V122H185ZM64 125V124H63ZM84 125V124H83ZM93 125H95L94 123H93ZM113 125V124H112ZM115 125V124H114ZM181 125H183V124H181ZM42 126V125H41ZM40 125H39V127L38 128H40L41 127ZM102 125L100 124V123H97L95 126H94V129L96 130V131H98V132H102L103 130L101 129L102 127H101ZM109 126V125H108ZM108 126H106V128L108 127ZM116 126V125H115ZM178 126V125H177ZM202 126V125H201ZM9 127V132L7 131V128ZM12 127H14V126H12ZM18 127V126H17ZM52 127V126H51ZM105 127V126H104ZM110 127V126H109ZM108 127V128H109ZM112 127V126H111ZM110 127V128H111ZM132 127V126H131ZM176 127V126H175ZM185 127V126H184ZM37 128V127H36ZM109 128V129H110ZM115 128H117V127H115ZM209 128V127H208ZM21 131H22V136H23V138H25V137H27V136H33V134H34V132L36 131L35 130V128H31V126L29 127V126H27V125H25V124H23L22 126H21ZM104 129V128H103ZM109 129H107V131H111V130H109ZM163 129V128H162ZM199 129V128H198ZM214 129V128H213ZM219 129V128H218ZM41 130H43V129H41ZM52 130V129H51ZM106 130V129H105ZM105 130H104V132H105ZM142 130V129H141ZM140 130V131H141ZM168 130V129H167ZM166 130V131H167ZM200 130V129H199ZM106 131V132H107ZM178 131V130H177ZM180 131V130H179ZM178 131V132H179ZM203 131V130H202ZM218 131V130H217ZM36 132H38V131H36ZM54 132V131H53ZM112 132V131H111ZM154 132H157V130L156 131H154ZM213 132V131H212ZM93 133V132H92ZM160 133V132H159ZM208 133V132H207ZM210 133V132H209ZM36 134V133H35ZM34 134V135H35ZM51 134H53L52 133V131H51ZM112 134V133H111ZM113 134H115L114 132H113ZM142 133L140 132H138L137 133V135H135L134 137V139H136V140H133V143L134 144H139V137H140V135H141ZM178 134V133H177ZM42 135V134H41ZM106 135H107V133H106ZM174 135V134H173ZM208 135V134H207ZM112 136V135H111ZM142 136H143V134H142ZM114 137V136H113ZM36 138V137H35ZM44 138H46V137H44ZM50 138V137H49ZM54 138V137H53ZM133 138V137H132ZM160 138V137H159ZM51 139V138H50ZM89 139V138H88ZM96 139V138H95ZM100 139H102V138H100ZM111 139V138H110ZM150 139V138H149ZM192 139V138H191ZM16 140V139H15ZM25 140V139H24ZM42 140V139H41ZM91 140V139H90ZM103 140V139H102ZM106 140V139H105ZM145 140V139H144ZM158 140V139H157ZM32 141H33V139H32ZM35 141V140H34ZM36 141H37V139H36ZM40 141V140H39ZM60 141V140H59ZM88 141V140H87ZM97 141V140H96ZM120 141H122V140H120ZM124 141V140H123ZM127 141V140H126ZM154 141H156V140H154ZM204 141V140H203ZM21 142V141H20ZM48 142V141H47ZM46 142V143H47ZM89 142V141H88ZM118 142V141H117ZM116 142V143H117ZM141 142V141H140ZM147 142V141H146ZM156 142H158V141H156ZM33 143V142H32ZM31 143V144H32ZM108 143V142H107ZM194 143V142H193ZM29 144V143H28ZM101 143L100 142H98V143H96V145L97 146H99ZM105 144H106V142H105ZM195 144V143H194ZM33 145H34V143H33ZM44 145V144H43ZM68 145V144H67ZM90 145V144H89ZM133 145V144H132ZM144 145V144H143ZM137 145H133V147H136ZM145 146V145H144ZM147 146V145H146ZM182 146V145H181ZM188 146V145H187ZM29 147V146H28ZM27 147V148H28ZM31 147V146H30ZM30 147L28 148L29 149V151H33V150H31L30 149ZM68 147V146H67ZM78 147H77V149H78ZM83 147V146H82ZM94 147V146H93ZM120 147V146H119ZM162 147V143H160V141L158 142V143H154V144H152V145H150L149 144V146L147 147V149L145 150L146 152H145V154H144V156H142L143 158H142V160H140L139 162L137 161V162H134V161H132L131 159L132 158H130V155H131V152L132 153H134L132 150L134 149V148H131L132 150H128V151H125L120 157L122 158V161H123V163L130 169V171L132 172V173H134L135 174V177H136V175L137 174H140V169L141 168H143L142 166H147V164H149V162H148V160H150L151 159V157L152 156H154L155 154H158V152H159V150H161L160 148ZM72 148V147H71ZM84 148V147H83ZM90 148H92V146L90 147ZM106 148L107 147H104V150H106ZM140 148V147H139ZM142 148V147H141ZM145 148V147H144ZM28 149H27V151H28ZM54 149V150H55ZM93 149V148H92ZM97 149V151H98V148H96ZM109 149H110V147H109ZM53 150V149H52ZM71 150V149H70ZM73 150V149H72ZM85 150V149H84ZM100 150V149H99ZM135 151H136V149H134ZM182 150V149H181ZM50 151V150H49ZM67 151V150H66ZM86 151V150H85ZM190 151V150H189ZM189 151H188V153H189ZM25 152V151H24ZM78 152V151H77ZM86 152H88V151H86ZM89 152H90V150H89ZM93 152H94V149H93V151H92V156L90 157V161H87V162H94L95 163V161L96 160H99L98 161V166H96L95 168H94V173H92V175H90V178L89 179H87L88 181L87 182H89V180L91 181L92 179H94V177H95V174L97 173V171L100 169L99 167V162H104V161H106V158H107V156L109 155V151H98V155H96V156H94L93 155ZM111 152H114V151H112L111 150ZM214 152V151H213ZM25 153H27V152H25ZM43 153V152H42ZM76 153V152H75ZM84 153V152H83ZM141 153H142V151H141ZM86 154V153H85ZM90 154V155H91ZM96 154V153H95ZM112 154V153H111ZM143 154V153H142ZM181 154H183V151L182 152H180V156H181ZM6 155H8V157L6 156ZM9 155H10V157H9ZM38 155V154H37ZM52 155H53V153H52ZM67 155V154H66ZM80 155V154H79ZM87 155V154H86ZM51 156V155H50ZM77 156V155H76ZM82 156V155H81ZM157 156V155H156ZM177 156V155H176ZM180 156H179V158H180ZM199 156V155H198ZM41 157V156H40ZM88 157V158H89ZM109 157H110V155H109ZM116 157V156H115ZM155 157V156H154ZM44 158V157H43ZM45 158H47V157H45ZM50 158V157H49ZM49 158H48V160L46 161V160H44L45 161V166H47V168L48 167H50V166H52L51 164H53V160H52V162H51V159L49 160ZM70 158V157H69ZM81 158V157H80ZM139 158V157H138ZM178 158V159H179ZM186 158H187V156H186ZM38 159V158H37ZM65 159V158H64ZM68 159V158H67ZM72 159V158H71ZM75 159V158H74ZM73 159V160H74ZM77 159V158H76ZM136 159V158H135ZM139 160V159H138ZM152 160V159H151ZM36 161V160H35ZM40 161V160H39ZM65 161V160H64ZM108 162V161H107ZM192 162V161H191ZM51 163V164H50ZM86 163V162H85ZM97 163V162H96ZM41 164H43L44 165V163H41ZM48 164H50V165H48ZM123 164V165H124ZM35 165V164H34ZM86 165V164H85ZM88 165V164H87ZM93 165V164H92ZM150 165H151V162H150ZM76 166V165H75ZM89 166V165H88ZM91 166V165H90ZM125 166V167H126ZM208 166V165H207ZM210 166V165H209ZM63 167V166H62ZM93 167H94V165H93ZM125 167H124V170H125ZM150 168H151V166H149ZM153 167V166H152ZM38 168V167H37ZM73 168H74V166H73ZM148 168V167H147ZM52 169H53V166H52ZM86 169L87 168H85V171H86ZM129 169H128V171H129ZM145 169V168H144ZM143 169V170H144ZM27 170V169H26ZM55 170V169H54ZM73 170V169H72ZM88 170V169H87ZM28 171V170H27ZM51 171V170H50ZM56 171V170H55ZM90 171V170H89ZM93 171V170H92ZM100 171V170H99ZM99 171H98V173H99ZM210 171V170H209ZM208 171V172H209ZM45 172V171H44ZM84 172V171H83ZM145 172V171H144ZM202 172V171H201ZM11 174L10 176H9V174ZM59 173V172H58ZM63 173V172H62ZM73 173V172H72ZM90 173V172H89ZM98 173H97V175H98ZM155 173V172H154ZM211 173V172H210ZM7 174V175H6ZM68 174V173H67ZM71 174V173H70ZM142 174V173H141ZM153 174V173H152ZM173 174V173H172ZM49 175V174H48ZM78 175H79V173H78ZM206 175V174H205ZM208 175V174H207ZM6 176H8V177H6ZM20 176V177H19ZM23 176H24V174H23ZM58 176V175H57ZM62 176H63V174H62ZM142 176V175H141ZM55 177H56V175H55ZM59 177H60V175H59ZM75 177V176H74ZM82 177V176H81ZM99 177V176H98ZM101 177V176H100ZM134 177V178H135ZM145 177V176H144ZM180 177V176H179ZM10 178H12V177H10ZM10 178L9 179H7V180H10ZM48 178H50V177H48ZM78 178V177H77ZM116 178V177H115ZM129 178V177H128ZM139 178V177H138ZM209 178V177H208ZM66 179V178H65ZM79 179V178H78ZM112 179V178H111ZM124 179H125V177H124ZM20 180H22V179H20ZM71 179L69 178L68 179V183H69V181H70ZM72 180H74V179H72ZM120 180H123V179H120ZM128 180V179H127ZM139 180V179H138ZM149 180V179H148ZM11 181V180H10ZM10 181H6V182H10ZM76 181V180H75ZM79 181V180H78ZM78 181L75 183V184H72V183H70V184H72V185H78L77 187H75V188H78L79 187V185L82 183V181H84V180H81V183L79 182V184H78ZM130 181V180H129ZM179 181V180H178ZM56 182V181H55ZM63 182V181H62ZM62 182H61V184H62ZM67 182V181H66ZM73 182V181H72ZM86 182V181H85ZM84 182V183H85ZM87 182H86V184H87ZM134 182V181H133ZM12 184H14L13 182H11ZM59 183V182H58ZM65 183V182H64ZM90 183V182H89ZM143 183V181L141 182V184ZM20 184V183H19ZM18 184V185H19ZM51 184V183H50ZM69 184V185H70ZM117 184V183H116ZM123 184H124V182H123ZM132 184H134V183H132ZM141 184H139V185H141ZM147 184V183H146ZM10 185V184H9ZM66 185H68L67 183L64 185V186H66ZM8 186V185H7ZM11 186V185H10ZM13 186V185H12ZM12 186L11 187H9V188H12ZM20 187H21V185H19ZM59 186H61V185H59ZM80 186H82L83 187V185H80ZM89 186V185H88ZM128 186V185H127ZM145 186V185H144ZM18 187V186H17ZM55 187H57V186H55ZM62 187V186H61ZM67 187V186H66ZM69 187H70V189H71V186H68L67 188V190H70L69 189ZM90 187V186H89ZM146 187V186H145ZM212 187V186H211ZM4 188V187H3ZM8 188V187H7ZM84 188V187H83ZM82 188V189H83ZM116 188V187H115ZM121 188H122V186H121ZM142 187L141 186H136V187H134L133 188V190H131V191H129V192H131L132 194L133 193H135V192H137L139 189H141ZM5 189H6V185H5V188L3 189V190H0V191H2V193H4L5 192ZM21 189V188H20ZM57 189H58V191H57V195H58V197L61 195V193H63L62 192V190H63V187H62V189H59L58 187H57ZM74 189V188H73ZM79 190L81 189V188H78ZM176 189V188H175ZM64 190H66V188L64 187ZM110 190H111V188H110ZM112 190H113V188H112ZM120 190V189H119ZM122 190H124V189H122ZM121 190V191H122ZM4 191V192H3ZM19 191V190H18ZM77 189H76V191H75V189H74V194L72 193L71 195L73 196V195H76L75 193H77ZM148 191H150V190H148ZM166 191H168V190H166ZM67 192V191H66ZM108 192V191H107ZM110 192V191H109ZM7 193V192H6ZM11 193V192H10ZM124 193V192H123ZM165 193V192H164ZM15 194V193H14ZM68 197H69V199H70V197H71V195H69V194H67V193H65ZM130 194V193H129ZM132 194H131V197H132ZM2 195H5V194H2ZM17 195V194H16ZM105 195H106V193H105ZM110 195H111V193H110ZM66 196V197H67ZM107 196V195H106ZM112 196L113 195H111V198H112ZM135 196H138V194L137 195H135ZM3 196H1V198H2ZM8 197V196H7ZM15 197V196H14ZM33 197V196H32ZM63 197H64V194H63ZM62 196H61V198H59V199H62L63 198ZM66 197H65V199H66ZM67 197V198H68ZM170 197V196H169ZM12 198H13V195L11 196V198L10 199H8L7 198V202L9 201V200H12ZM16 198V197H15ZM18 198V197H17ZM72 198V197H71ZM74 198V197H73ZM102 198V197H101ZM109 197H107L106 199L104 198L103 200L105 201L106 200V202L107 203H110V201H109V199H108ZM3 199H6V198H3ZM2 199V200H3ZM32 199V198H31ZM36 200L37 199H39V198H35ZM64 199V198H63ZM64 199V200H65ZM129 199V198H128ZM138 199V198H137ZM143 199V198H142ZM162 199V198H161ZM203 199V198H202ZM45 199L43 198V201H44ZM67 200V199H66ZM71 200V199H70ZM112 200H114V199H111V201ZM135 200V199H134ZM197 200V199H196ZM4 201V200H3ZM0 202V204L1 205H3L4 203L6 204V200H5V202ZM55 201V200H54ZM53 201V203H55ZM58 201L59 200H56V202H57V204H56V207H57V209H59L60 210V208L59 207H61V206H59V205H61V201H59L60 203H58ZM101 201V200H100ZM126 201V200H125ZM130 201V200H129ZM161 201V200H160ZM11 202V201H10ZM33 202V201H32ZM31 202V203H32ZM103 202V201H102ZM134 202V201H133ZM3 203V204H2ZM34 203V202H33ZM35 203H37V201L35 202ZM35 203H34V205H35ZM39 203H40V200H39ZM67 203H70V201L68 200L66 203L64 202V203H62V205L64 204H67ZM127 203V202H126ZM130 203V202H129ZM10 204V203H9ZM30 204V203H29ZM42 204V203H41ZM40 204V205H41ZM96 204V203H95ZM106 204V203H105ZM133 204V203H132ZM12 205V204H11ZM10 205V206H11ZM15 205V204H14ZM26 205H28V204H26ZM37 206H39V204L37 203L36 204ZM35 205V206H36ZM64 205L62 206V207H64ZM103 205H104V203H103ZM110 205V204H109ZM122 205H124V204H122ZM7 206V205H6ZM17 206V205H16ZM21 206V205H20ZM33 206V205H32ZM49 206H50V203H49ZM94 206V205H93ZM93 206H91V208L93 207ZM96 206V205H95ZM125 206V205H124ZM124 206H122V207H120V209H118L119 211H118V213H117V215L120 217V214H122L123 213V211H124ZM204 206V205H203ZM28 208H29V206H27ZM47 207H48V205H47ZM47 207H45V208H47ZM55 207V208H56ZM67 206H65L63 209H61L62 211H65L66 212V210L65 209H67L66 208ZM69 207V206H68ZM2 208H3V206H2ZM24 208V207H23ZM26 208V207H25ZM99 208V207H98ZM109 208V207H108ZM128 208V207H127ZM30 209V208H29ZM48 210H49V208H47ZM51 209H53V207L51 208ZM104 209V208H103ZM129 209V208H128ZM132 209V208H131ZM24 210V209H23ZM31 210H32V208H31ZM38 210V209H37ZM46 210V209H45ZM61 210H60V212H61ZM92 210H94L95 212H96V208L94 207V208H92ZM100 210V209H99ZM106 210V209H105ZM3 211V210H2ZM8 211V210H7ZM10 211V210H9ZM34 211V210H33ZM32 211V212H33ZM36 211V210H35ZM39 211V210H38ZM42 211V210H41ZM44 211V210H43ZM6 212V211H5ZM25 212H29V213H26L27 214V218H24V219H26L25 221H23V226L21 227V228H19L18 227V229H21L20 231H18L17 232V229H16V227H15V230L12 232V233H10V234H12V235H10L9 233H8V231H7V234H9L10 236H11V238H10V242H14L13 244H11V245H16V244H18V245H21V244H23L24 245V243H26L27 242V244H28V250H26L25 252L26 253H24V255H23V252H22V254L21 255H23V257H25L26 259H24L25 261L23 262L21 259H20V257L18 258V259H20V261H22L21 263H20V261L18 262V263H16V264H42V260H39V261H33V256H32V253H33V251H34V249L37 247H35L34 248V242L36 241V238L38 239V237L37 236H35L36 238H34V232L36 231L37 232V228L39 227H37L36 226V224H40L41 223V226L39 227V228H43V227H46V226H44L43 225V223H45V224H47V222L49 221H47V219H49L50 217H48V216H50L49 214H46V213H44L43 212V214L40 216V217H38V215H35V213L33 212H31V211H29V210H27L26 211V209H25ZM52 212L53 213H55L53 210H52ZM51 211H50V214L52 213ZM65 212H64V214H65ZM11 213V212H10ZM38 213V212H37ZM42 213V212H41ZM48 213H49V211H48ZM100 213H101V211H100ZM45 214H46V216H45ZM60 214V213H59ZM6 215V214H5ZM4 215V216H5ZM22 215V214H21ZM55 215H57V214H55ZM96 215V214H95ZM107 215V214H106ZM3 214H2V217H0V227L1 226H3V224L5 223V220L6 219H4L3 217ZM36 216H37V218H36ZM53 216V215H52ZM51 216V217H52ZM102 216V215H101ZM6 217V216H5ZM9 217V216H8ZM24 217V216H23ZM10 218V217H9ZM14 218V217H13ZM108 218V217H107ZM116 218V217H115ZM8 219V218H7ZM17 219V218H16ZM20 219V218H19ZM22 219V218H21ZM155 219V218H154ZM12 220V219H11ZM18 220V219H17ZM16 220V221H17ZM115 220V219H114ZM118 219H116V221H117ZM47 221V222H46ZM99 221V220H98ZM98 221H96V222H98ZM120 222V221H119ZM118 222V223H119ZM6 223L8 224V221L6 220ZM17 223V222H16ZM15 223V224H16ZM25 223V224H24ZM93 223V222H92ZM100 223V222H99ZM113 223V222H112ZM173 223V222H172ZM50 224V223H49ZM17 225V224H16ZM15 225V226H16ZM22 225V223L20 224V226ZM33 225H35L37 228L36 229H33L34 227H33ZM96 224H94V226H95ZM110 225H114V223L113 224H110ZM117 225V224H116ZM5 226V225H4ZM3 226V227H4ZM9 226H11V225H9ZM18 226V225H17ZM50 226V225H49ZM102 226V225H101ZM115 226V225H114ZM2 227V229H4ZM33 227V228H32ZM100 227V226H99ZM14 228V227H13ZM95 228H96V226H95ZM110 228V227H109ZM111 228H113V227H111ZM183 228V227H182ZM1 229V228H0ZM9 229H10V227H9ZM9 229H7V230H9ZM12 229V228H11ZM66 229V228H65ZM106 229V228H105ZM108 229V228H107ZM115 228H113V229H109V232H115V230H114ZM43 230V229H42ZM1 231V230H0ZM31 231H34L33 232V234L31 233ZM39 231V230H38ZM62 231H64L63 229H62ZM66 231V230H65ZM217 230L215 229V231L213 232V233H215ZM4 232V231H3ZM2 232V233H3ZM35 232V233H36ZM85 232V231H84ZM160 232V231H159ZM185 232V231H184ZM44 233V232H43ZM86 233V232H85ZM94 233V232H93ZM122 233V234H121ZM120 234H121V242H120V245L119 246H122V245H124L125 244V241L128 239V236H129V230H128V228H125V230L124 231H122ZM30 234H32L33 236L31 237V238H34L35 239V241H34V239L32 240L31 238H29V235ZM37 234V233H36ZM35 234V235H36ZM38 234H40V233H38ZM42 235V234H41ZM59 235V234H58ZM179 235V234H178ZM1 236V235H0ZM31 236V235H30ZM5 237H6V235H5ZM8 237V236H7ZM52 237V236H51ZM50 237V238H51ZM56 237V236H55ZM115 237V236H114ZM2 238V237H1ZM4 238V237H3ZM29 238V239H28ZM40 238V237H39ZM9 239V238H8ZM41 239H44V238H41ZM72 239V238H71ZM70 239V240H71ZM75 239V238H74ZM86 238H85V234L84 233H82V234H80L79 236H77V238L75 239L76 240V242L78 243V245H80L81 247H82V245L83 244H85L86 243V241H87V239L85 240ZM12 240V241H11ZM32 240V241H31ZM40 240V239H39ZM38 240V241H39ZM74 240V241H75ZM177 240V239H176ZM3 241V240H2ZM34 241V242H33ZM38 241H36V242H38ZM41 241V240H40ZM74 241H73V243H74ZM181 241V240H180ZM36 242H35V244H36ZM70 242V241H69ZM167 242V241H166ZM7 243V242H6ZM26 244V245H27ZM55 244V243H54ZM75 244V243H74ZM170 244V243H169ZM168 244V245H169ZM37 245H38V243H37ZM40 245V244H39ZM153 245V244H152ZM17 246V245H16ZM118 246V249L120 248ZM10 247V246H9ZM13 247V246H12ZM17 247H19V246H17ZM42 247V246H41ZM52 247H53V245L52 244H50L49 243V245L46 247V251L44 252L46 255L47 254H49V252L51 251V250H53L52 249ZM124 247V246H123ZM56 248V247H55ZM1 249V248H0ZM17 250H18V248H16ZM16 249H12L13 251L14 250H16ZM21 249H23V248H21ZM172 249V248H171ZM9 250V249H8ZM11 250V249H10ZM37 250V249H36ZM55 250V249H54ZM154 250V249H153ZM13 251H11V252H13ZM60 251V250H59ZM65 251V250H64ZM63 251V252H64ZM170 251V250H169ZM8 252H10V251H8ZM10 252V253H11ZM76 252V251H75ZM186 252V251H185ZM41 253V252H40ZM53 253V252H52ZM125 253V252H124ZM124 253H123V251L121 250V248L119 249V250H117L116 251V254L118 255V256H120L121 257V259H124V257H125V255H124ZM9 254V253H8ZM13 254H15V253H13ZM65 254V253H64ZM17 255V254H16ZM35 255H36V253H35ZM44 255V254H43ZM53 255V254H52ZM60 255V254H59ZM63 255V254H62ZM18 256V255H17ZM64 256V255H63ZM106 255H104V260L102 261V262H100L99 264H106V263H108V262H106L105 263V261H106V257H105ZM111 256V255H110ZM117 256V257H118ZM205 256V255H204ZM35 257V256H34ZM60 257V256H59ZM15 258V257H14ZM22 258V257H21ZM44 258H45V255H44ZM43 258V259H44ZM47 258V257H46ZM50 258H51V256H50ZM53 258V257H52ZM203 258V257H202ZM2 259V258H1ZM7 259H8V257H7ZM8 260H10V259H8ZM15 260H16V258H15ZM35 260V259H34ZM12 261H14V260H12ZM11 261V262H12ZM202 261V260H201ZM9 264V263H8ZM13 264H14V262H13Z\"/></svg>",
  "mask_w": 264,
  "mask_h": 264
}]
</instances>
